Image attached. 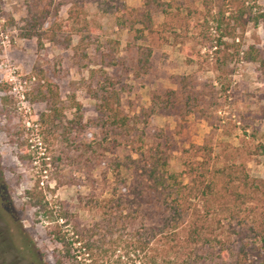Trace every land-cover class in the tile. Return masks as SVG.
Here are the masks:
<instances>
[{
    "label": "trees",
    "instance_id": "1",
    "mask_svg": "<svg viewBox=\"0 0 264 264\" xmlns=\"http://www.w3.org/2000/svg\"><path fill=\"white\" fill-rule=\"evenodd\" d=\"M213 1L216 0H141L145 12L140 15L137 9H115L116 25L129 33L133 31L132 41L127 42L128 52L118 57L117 41L107 40V50H97V57L106 70L120 66L125 75L133 78L151 74L150 45L160 39L167 42L163 37H154L152 17L159 13L173 17L174 21H166L169 38L180 43V50L187 54L190 50L198 55L199 50L193 51L180 39L189 30L202 28L207 23L205 16H209L218 35L211 40L208 34L201 33L200 46L216 68L232 58L256 61L253 47L241 50V35L248 24L264 21V13L252 6L253 0H217V10L212 13ZM59 7V3L52 5L51 0H32L27 5L21 36L34 38L37 47L48 43L62 50L70 48L75 62H82L88 58L87 48L97 43L92 39L83 4L70 0L64 20L58 15ZM198 14L203 15L202 24L195 17ZM135 24L139 25L137 29ZM106 70L89 71L93 85L87 87V93L100 115L98 122L90 120L82 125L79 116L67 126L69 132L76 126L81 135L80 151L74 146L76 151L72 152L76 161L83 160L82 166L88 170L102 166L113 178L107 195L89 199L98 220L84 226L74 213L54 209L46 200L48 186L39 179L23 190L24 207L32 211L36 223L46 224L48 235L58 245L54 264H79V250L93 263L128 264L138 260V264H264V180L251 178L241 164L208 167L204 156L208 157L211 151L205 146L194 147L203 150L201 161L185 159L182 170L172 172L170 132L148 125L147 120L154 114L201 112L198 94L188 89L184 81L178 90L154 89L148 107L129 117L119 108L117 82ZM7 99L6 95L1 97V108ZM56 99L57 93L51 87L32 99L53 101L38 116L41 126L55 124ZM73 105L75 111L80 110L79 103ZM140 118L144 122L139 127L136 119ZM9 137L16 159L20 163L30 161V145L22 130ZM120 149L126 154H118ZM42 164L41 171H46V163ZM52 175L55 186H59L60 177L54 172ZM7 210L12 216L8 206ZM30 245L29 241H21L16 248L31 254ZM32 263L39 264L35 260Z\"/></svg>",
    "mask_w": 264,
    "mask_h": 264
},
{
    "label": "rangeland",
    "instance_id": "2",
    "mask_svg": "<svg viewBox=\"0 0 264 264\" xmlns=\"http://www.w3.org/2000/svg\"><path fill=\"white\" fill-rule=\"evenodd\" d=\"M31 1L0 0V88L3 89L0 99L3 95L8 97L4 108L0 100V243L3 242L0 264H33L32 260L54 264L58 245L48 235L46 224L36 223L32 211L23 205V190L36 179L48 186L46 200L54 209L64 208L74 213L84 226L98 220L89 199L107 195L113 178L102 166L95 165L88 170L89 167L82 166L83 160L76 161L74 146L80 151L81 135L76 126L70 132L67 126L79 116L78 122L82 125L90 120L98 122L100 118L87 93V87L93 85L90 69L106 70L97 57V50L106 51V41L112 40L118 43V57L128 52L127 42L132 41L133 31L129 33L119 28L113 11L125 7L137 9L139 15L145 12L141 0H80L92 39L97 43L87 48V59L75 62L70 48L62 50L48 43L37 47L34 38L21 36L23 19ZM51 1L52 5L60 4L58 15L64 20L70 0ZM253 1L250 2L254 3L252 6L264 13V0ZM214 2L218 1H213L212 13L217 10ZM195 5L198 6V2ZM195 17L199 18L198 23H203V15ZM205 20L207 23L202 28L194 32L189 30L180 39L185 46L194 48L193 51L199 50L198 55L190 50L187 54L180 50V43L169 38L166 21H174L173 17L153 14L154 37H163L167 42L160 39L150 45L152 73L133 78L131 74L125 75L120 66L106 70L117 82L119 108L129 117L137 115L140 109L148 107L152 90H178L180 82L184 81L188 83L187 88L200 97L201 112L154 114L147 120L150 127L167 129L171 134L169 170L180 172L185 159L201 161L203 150L194 147L205 146L211 151L208 157L204 156L208 167L241 164L251 178L264 180V21L248 24L241 35V50L253 47L256 61L232 58L216 68L213 60L205 56L207 51L200 46L201 33L208 34L211 40L218 35L211 18L205 16ZM138 27L134 25V29ZM48 87L57 93L56 120L53 126L45 127L38 123V116L46 112V105L53 101L32 99ZM74 102L80 104L79 111H75ZM136 122L140 127L144 119H136ZM17 130H22L23 138L30 145L27 151L30 161L25 163L16 159L15 148L9 140V135ZM117 153L126 154L121 149ZM56 157L60 159L55 160ZM42 163H46V171H41ZM53 172L60 177L59 186H55ZM7 206L12 216L8 215ZM21 241L31 243V254L27 250H17ZM82 253L79 250V264H112L108 261L93 263ZM138 263V260L128 262Z\"/></svg>",
    "mask_w": 264,
    "mask_h": 264
}]
</instances>
